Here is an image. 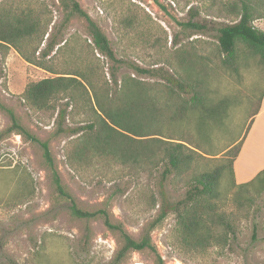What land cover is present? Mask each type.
Segmentation results:
<instances>
[{
  "label": "trees",
  "instance_id": "16d2710c",
  "mask_svg": "<svg viewBox=\"0 0 264 264\" xmlns=\"http://www.w3.org/2000/svg\"><path fill=\"white\" fill-rule=\"evenodd\" d=\"M23 1L0 2V46L14 47L26 61L55 74L30 82L22 98L36 110L57 111L55 135H75L67 149L70 166L81 170L122 165L127 171L160 173V211L138 238L133 237L122 222L114 220L109 200L96 210L78 204L62 182L50 141L29 131L16 112L0 101L10 118L0 138L17 133L40 144L56 189L71 202V215L86 222L85 241L91 240L90 222L101 218L121 242L115 263L131 251H146L156 264H167L153 231L173 212L179 242L186 251L196 253L226 244L236 234L237 224L223 210L229 191L234 190L235 201L242 206H250L264 194V169L244 183H237L234 170L246 133L260 111L264 88L244 135L222 146L219 140L224 133L233 136L231 112L241 101L235 84H242L255 65L264 68V31L253 24L257 14L251 0L229 2L227 9L235 20L217 28L212 49L189 41L152 67L118 57L107 33L80 0H58L62 20L50 33L52 15L47 5ZM194 18L181 25L184 30L202 32L206 26ZM73 20L83 24L89 38L85 45L78 41L66 50L69 39L60 35ZM56 54L70 57V68L56 71L50 65ZM101 56L109 64L108 72ZM125 65L133 74L120 77L119 70ZM232 78L236 81L230 88L225 83ZM76 111L83 119L68 125L67 118L73 119ZM177 177L185 184V195L172 201L164 186L169 178Z\"/></svg>",
  "mask_w": 264,
  "mask_h": 264
},
{
  "label": "rangeland",
  "instance_id": "374dc122",
  "mask_svg": "<svg viewBox=\"0 0 264 264\" xmlns=\"http://www.w3.org/2000/svg\"><path fill=\"white\" fill-rule=\"evenodd\" d=\"M29 1L47 5L52 15L49 33L55 31L62 20L58 0H24L23 3ZM80 1L103 27L117 56L144 67L161 65L172 50L189 41L212 49L217 41V28L235 20L227 9L233 0ZM251 2L257 14L253 24L264 31V0ZM194 15V20L206 26L202 32L184 30L181 25ZM260 15L263 17H258ZM60 38L69 39V47L65 49L70 50L78 41L85 45L89 35L79 20H73ZM101 58L108 72L109 64ZM156 62L160 64L155 65ZM50 65L56 71L68 69L70 57L61 55L59 58L56 54L50 59ZM127 73L133 74V70L122 66L119 76ZM53 75L26 61L14 47L0 46V101L16 112L29 131L50 141L62 182L82 208L96 210L109 200L114 220L122 222L128 232L138 238L160 211V173L127 171L122 165L73 169L67 161V149L75 135H55L57 111L36 110L22 98L30 82ZM235 81L232 78L225 84L233 88ZM235 87L239 88L241 101L231 112L229 125L233 136L220 135L221 146L229 144L234 137L241 138L247 131L250 114L264 88V68L255 65L242 84L237 83ZM83 117L76 111L73 119L68 117L66 123L74 125ZM9 124L8 114L0 108V134ZM262 156L264 158V152ZM185 188L178 177L169 178L164 186L172 201L182 199ZM233 192L229 191L223 210L237 223L236 234L230 235L226 244L190 253L179 242L173 212L157 225L153 239L167 264H264V194L255 197L250 206H242L235 201ZM70 205L69 199L56 189L39 143L17 133L0 138V264H156L146 251H131L120 263H115L121 245L119 237L99 218L90 222L91 240L86 242V222L71 215Z\"/></svg>",
  "mask_w": 264,
  "mask_h": 264
},
{
  "label": "crops",
  "instance_id": "0c3cea01",
  "mask_svg": "<svg viewBox=\"0 0 264 264\" xmlns=\"http://www.w3.org/2000/svg\"><path fill=\"white\" fill-rule=\"evenodd\" d=\"M259 147L260 149H257ZM264 97L258 114L254 117L246 134L242 148L234 162L237 183L251 180L260 170L264 169Z\"/></svg>",
  "mask_w": 264,
  "mask_h": 264
}]
</instances>
